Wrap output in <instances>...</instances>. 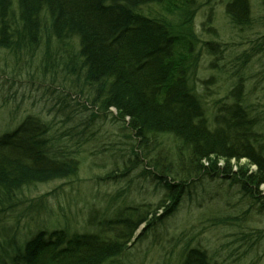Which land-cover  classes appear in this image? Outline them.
I'll use <instances>...</instances> for the list:
<instances>
[{
	"label": "trees",
	"instance_id": "16d2710c",
	"mask_svg": "<svg viewBox=\"0 0 264 264\" xmlns=\"http://www.w3.org/2000/svg\"><path fill=\"white\" fill-rule=\"evenodd\" d=\"M153 5L180 12V22ZM200 6L198 0H0V58L50 85L68 84L61 109L75 95L84 108L98 110L94 118L113 114L129 139L109 148L130 160L119 176L144 163L141 176L162 194L156 204L131 200L114 218L118 200L112 195L108 208H90L107 219L90 217L83 232L41 231L12 256L0 241V264H121L139 243L166 237V221L195 198L204 177L238 185L248 204L241 214H264V126L245 104L242 79L212 117L193 84L199 36L191 26ZM226 12L232 25H252L250 0H228ZM204 45L213 52L219 44ZM257 49H264V35ZM51 130L50 122L28 114L0 133V213L26 187L77 174L79 150L59 144ZM74 130L63 136L74 138ZM226 209L213 203L202 217L208 215L213 228L229 227L235 217ZM195 239L172 238L178 264H221Z\"/></svg>",
	"mask_w": 264,
	"mask_h": 264
},
{
	"label": "rangeland",
	"instance_id": "374dc122",
	"mask_svg": "<svg viewBox=\"0 0 264 264\" xmlns=\"http://www.w3.org/2000/svg\"><path fill=\"white\" fill-rule=\"evenodd\" d=\"M198 2L201 6L191 26L199 36L193 84L202 96L207 114L212 117L219 100L227 97L242 79L245 104L259 114L264 126V49H257L264 35L262 1L250 0L253 18L250 26L232 25L226 12L228 0ZM152 7L174 24L180 22V12L166 13L160 5ZM210 41L219 44L213 52H208L204 45ZM39 77L27 75L24 69L15 70L11 60L6 65L0 58V133L14 129L28 114L37 115L52 124L51 134L61 138L59 144L79 150V169L76 175L26 187L17 195L15 204L0 213V241L10 256L41 231L83 232L90 217L107 219L90 208H108L105 205L112 195H117L118 200L114 214L109 215L112 218L133 201L156 204L162 195L153 193L152 183L141 176L144 163L119 176L131 167L130 160L119 153L114 156L115 151L109 148L125 146L129 139L123 124L113 114L100 113L94 118L92 113L98 110L84 108V100L75 95L68 97V103L61 109L59 97L70 92L68 84L50 85ZM70 127L75 128L74 138L63 136ZM82 129L85 132L80 136ZM196 186L195 198L184 202L177 215L166 221V237L149 242L150 237L149 241L139 243L121 258V264H178L180 249L172 238L182 234L196 236L195 242L207 246L221 264H264V214H241L248 204L238 185L204 177ZM260 189L264 193V184ZM36 201L42 202V206L35 205ZM218 202L227 208L229 214L225 215L235 217L229 227L213 228L210 221L204 220L209 216L202 217L208 205ZM259 230L263 231L261 237Z\"/></svg>",
	"mask_w": 264,
	"mask_h": 264
}]
</instances>
